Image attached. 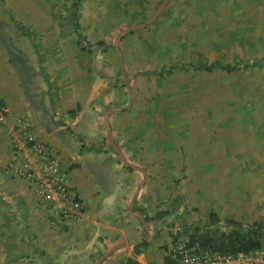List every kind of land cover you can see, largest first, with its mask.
<instances>
[{"label":"crops","instance_id":"1","mask_svg":"<svg viewBox=\"0 0 264 264\" xmlns=\"http://www.w3.org/2000/svg\"><path fill=\"white\" fill-rule=\"evenodd\" d=\"M20 1L48 3V8L34 5L25 18L38 35L36 81L46 93H26L0 41V264H96L120 246L125 247L102 264H164L171 229L165 227L160 235L155 224L191 227L212 214L244 223L264 217V112L241 116L243 125L236 124L239 116L221 111L202 120L201 113L184 111L158 86L162 69L197 64L194 54L202 43L194 26H184L189 17L200 21L213 12L216 18L243 19L252 12L264 18L263 10L249 9L255 0H229L207 11L178 6L176 18L182 24L168 10L145 31L124 37L120 52L132 97L119 81L115 47H99L106 37L101 23L89 31L81 20L80 29L71 33L63 27L69 12L51 8L63 0ZM155 14L149 10L145 16ZM232 45L237 48L239 42ZM216 62L264 63L217 59L211 65ZM19 120L56 152L83 203V215L66 234L52 223L35 188L8 169L10 133ZM107 121L115 144L141 171L129 170L112 149ZM145 242L147 248H139Z\"/></svg>","mask_w":264,"mask_h":264},{"label":"rangeland","instance_id":"2","mask_svg":"<svg viewBox=\"0 0 264 264\" xmlns=\"http://www.w3.org/2000/svg\"><path fill=\"white\" fill-rule=\"evenodd\" d=\"M163 1L82 0L77 8H73L77 0H63L52 4L51 8L58 10L64 8L66 12H69L67 17L64 18L63 27L71 31V33L78 31L74 29L75 19L71 16L73 11L78 13V22L80 23L82 20L89 31L94 29L93 25L96 22L101 23L106 30V37L104 36V41L101 42L99 47L106 48L109 46L113 49L122 33L149 21L151 17H146L145 14L149 10H151V14L153 11L154 13L157 12ZM227 1L229 0H187L184 3L181 0H169L162 13L171 10V19L175 21L178 19L180 22V18H176V8L178 6L184 8L185 5H195L199 11H207L215 4L227 3ZM44 4L48 5L45 2L0 0V41L12 48L14 54L11 55L10 59L15 61V66L13 64L12 66L17 73L21 74L26 93L35 92L36 90L46 93L40 88V83L36 81V67H38L39 63L34 56L33 49L38 35L31 26L30 28L27 25L28 21L25 20L34 5L40 8ZM46 5L44 6L48 8ZM249 5V9L252 11L263 10L264 12V1L255 0ZM208 15L210 16L208 19L205 18L200 21L196 17H189V24H184V26L192 25L199 31L197 32L202 43V50L194 54L197 64L193 65L191 62L189 65L169 66L167 69H162L158 72L163 74L158 86L167 90L169 99L174 100L175 103L177 102L179 107H183L184 111L201 113L202 120H206L205 117H208L211 112L221 111L225 114L229 113L230 115L239 116L240 118H237L236 124L243 125V115L264 112V69H254L236 74H226L220 71L210 73L207 71H196V69H203L217 59L238 63L264 62V30H262L264 24L263 26L261 25L264 18H256L252 12L243 19L231 18V16L226 18H218L217 16L216 18L212 17L213 12H209ZM206 20L208 22L203 23L202 26L196 23ZM170 23L171 26L175 25L172 20ZM238 27L240 31H235ZM142 31L145 30L142 29L135 33H141ZM185 36L189 40L191 39L188 34H185ZM234 42H239L240 47L236 48L232 45ZM252 43L257 46L254 50H252ZM217 44H219L218 50L209 51L205 49V47L216 49ZM260 54L262 56L259 58ZM189 56L187 53L186 58ZM192 69L195 70L193 71ZM119 81L125 87L122 72ZM202 222L200 221L197 224ZM165 227L171 229L167 234L171 236L172 240L176 238L188 239L185 233L188 227L176 226L173 223L167 224V222H163L161 226L154 225V229L159 230L158 234L160 235ZM59 230L60 234H66L70 231L63 228H59Z\"/></svg>","mask_w":264,"mask_h":264},{"label":"built area","instance_id":"3","mask_svg":"<svg viewBox=\"0 0 264 264\" xmlns=\"http://www.w3.org/2000/svg\"><path fill=\"white\" fill-rule=\"evenodd\" d=\"M10 134L13 156L8 169L35 188L52 223L70 230L83 215V203L73 190L68 173L62 169L58 155L36 140L25 121H16ZM166 253L170 264H264V249L226 255L191 246L184 238L173 240Z\"/></svg>","mask_w":264,"mask_h":264},{"label":"trees","instance_id":"4","mask_svg":"<svg viewBox=\"0 0 264 264\" xmlns=\"http://www.w3.org/2000/svg\"><path fill=\"white\" fill-rule=\"evenodd\" d=\"M82 0H77L73 5V8H77L81 4ZM76 11L71 13L73 19H75V29H79V16ZM81 37L78 38L80 42ZM8 54H14L12 48L6 45ZM11 63L15 66V61L10 59ZM264 68V63L257 62L246 66H232L223 65L220 62H216L213 65L206 66L203 69H197L198 71H221L224 73H236L247 69ZM163 76V75H158ZM132 170L131 167H128ZM145 223H149L146 218ZM185 233L188 236V242L191 246H196L212 253H221L226 255H238L244 253H250L259 249H262V241L264 239V217L251 223H244L233 219L222 221L215 214H212L208 221L196 224L194 226L186 228ZM174 240H177L174 239ZM148 244L145 242L140 245L139 248H147ZM128 264H139L134 260H130ZM164 264H170L168 258H165Z\"/></svg>","mask_w":264,"mask_h":264},{"label":"water","instance_id":"5","mask_svg":"<svg viewBox=\"0 0 264 264\" xmlns=\"http://www.w3.org/2000/svg\"><path fill=\"white\" fill-rule=\"evenodd\" d=\"M169 0H164L163 3L161 4V6L157 9V12L156 14L149 20L147 21L146 23H143V24H140L138 26H135V27H132L130 29H128L127 31H125L124 33H122L118 40H117V43H116V46H115V49H116V52L118 53L119 55V58H120V64H121V68H122V73H123V77H124V81H125V84H126V87L128 89V92L130 93L131 97H132V90H131V87H130V84H129V81H128V76H127V73H126V70H125V67H124V63H123V58H122V55H121V52H120V42L122 41V39L132 33H135L139 30H142V29H145V28H148L150 25H152L153 23L156 22V20L158 19V17L161 15V13L164 11V9L166 8L167 4H168ZM107 128H108V134H109V137H110V145L112 147V149L120 156L121 158V161L127 166V167H132L133 169H136V170H140L138 167L136 166H132L129 164V162L127 161L126 157L124 156L122 150L115 144L114 142V139H113V136H112V133H111V128H110V125L107 121ZM141 171V170H140ZM136 198H137V195H135L134 199H133V205L136 201ZM141 219L143 220V217L141 216ZM144 226L146 227V230L148 231V228L146 226V224L144 223ZM132 244H137V243H132ZM125 246H120V247H116V248H113L111 249L109 252H107L104 256H102L96 264H102L103 262H105L114 252H116L118 249H122L124 248Z\"/></svg>","mask_w":264,"mask_h":264}]
</instances>
